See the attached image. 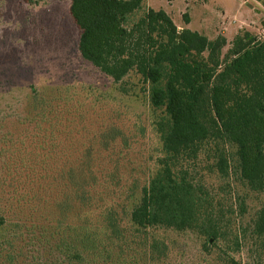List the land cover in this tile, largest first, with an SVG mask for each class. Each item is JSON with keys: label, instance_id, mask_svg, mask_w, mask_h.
<instances>
[{"label": "rangeland", "instance_id": "374dc122", "mask_svg": "<svg viewBox=\"0 0 264 264\" xmlns=\"http://www.w3.org/2000/svg\"><path fill=\"white\" fill-rule=\"evenodd\" d=\"M143 4L165 11L178 30L225 38V61L237 34L248 32L255 43L264 40V0ZM68 7L69 0H0V264H67L54 246L72 233L69 226L99 227L109 214L127 224L161 155L155 122L162 110L150 106L147 84L134 72L114 82L83 59ZM227 151L224 181L204 154L182 167L219 192L224 213L241 232L238 246L228 249L235 259L264 264V236L251 231L264 191L248 189L239 177L235 147L227 145ZM71 171L87 174L93 184L87 203L67 178ZM155 234L170 247L163 264H204L199 234L169 229ZM210 246L208 253L216 255L211 262L219 264L217 247Z\"/></svg>", "mask_w": 264, "mask_h": 264}, {"label": "trees", "instance_id": "16d2710c", "mask_svg": "<svg viewBox=\"0 0 264 264\" xmlns=\"http://www.w3.org/2000/svg\"><path fill=\"white\" fill-rule=\"evenodd\" d=\"M143 3L69 0L81 57L114 82L134 72L147 84L150 106L162 110L155 122L161 155L127 224L109 214L99 227L69 226L72 233L62 235L54 249L67 264H163L170 247L155 230L169 229L203 237L204 264L216 257L208 244L217 247L219 264H240L228 250L238 246V225L224 213L219 192L194 180L182 162L204 154L224 181L230 169L227 145H233L241 180L253 192L264 191V40L237 34L225 61V38L178 30L165 11ZM67 178L87 203L93 185L88 175L71 171ZM251 231L264 236V205L255 212Z\"/></svg>", "mask_w": 264, "mask_h": 264}]
</instances>
